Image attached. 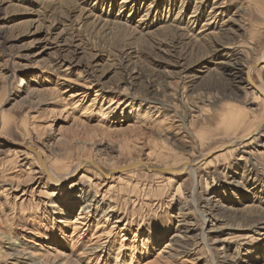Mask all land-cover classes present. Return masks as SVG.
Returning <instances> with one entry per match:
<instances>
[{"label":"rangeland","instance_id":"rangeland-1","mask_svg":"<svg viewBox=\"0 0 264 264\" xmlns=\"http://www.w3.org/2000/svg\"><path fill=\"white\" fill-rule=\"evenodd\" d=\"M102 1L0 0V134L11 144L42 145L48 166H56L55 172L63 174L82 155H95L103 161V154L120 161L140 157L153 163L154 156L150 160L145 156L163 142L170 154L185 156L193 144L198 145L185 134L197 109L204 110L194 119L196 131L205 136L203 151L223 140L224 127L219 120L226 109L241 113L245 121L259 118L263 110L260 101L245 96L244 89L230 88L231 68L221 63L234 60L219 56L216 47L219 37L225 36L222 41L236 50L237 62L256 57L264 47V0H134L132 12L119 13L128 26L113 28L99 25L96 16L103 17V12L117 15L120 0ZM214 5H219L216 15L209 14ZM193 8L200 14L195 32L210 15L218 25L226 21L227 34L215 36L218 30H213L211 40L192 44L186 32L191 34L193 29L142 35L136 27L140 18L152 11L158 12L160 20L180 9L187 19ZM80 12L91 14L87 17ZM151 17L149 14L147 21ZM128 75L134 77L129 83ZM263 78L264 68L261 83ZM79 91L82 96L70 98ZM132 98L133 104L128 105ZM111 99L127 106L105 116L101 109ZM155 105L156 110L152 108ZM2 116L5 123L1 130ZM260 134L257 145L250 149L256 167L246 156L239 160L241 156L235 152V157H220L210 170H201L198 184L187 175L168 182L161 180L167 175L160 178L140 170L128 182L127 176L119 174L101 181L92 170L83 169L67 180L59 194H42L44 189L28 192L21 208L16 206L20 200L14 202L8 192L1 193L5 179L17 175L20 167L12 164L11 150L0 145V228L22 234L19 242L24 248L34 250L35 246L38 252H42L40 246L45 250L52 247L51 252L55 248L70 264L76 263L80 247L92 245L103 232L110 234L111 257L105 264H113L118 251L122 260L118 264H128L130 257L133 264H264V230L253 233L248 228L251 217L264 220V130ZM80 175L85 177L81 182ZM73 183L76 186L70 187ZM94 191L100 203L98 215L108 205L115 206L98 225L90 216L84 224H76L79 229L64 227L62 216L48 207L49 201L54 202L72 219L80 203L69 210L63 206L64 200L72 201L81 194L88 197ZM205 198L229 208L217 209L225 228L208 239L209 244L222 240L217 243L222 254L201 245L205 226L200 207ZM12 213L17 222L8 227ZM117 217L119 222L114 223ZM177 231L183 236L179 250L188 253L170 261L158 258V250L172 242ZM7 252L0 237V264L14 263V256L3 255Z\"/></svg>","mask_w":264,"mask_h":264},{"label":"bare ground","instance_id":"bare-ground-1","mask_svg":"<svg viewBox=\"0 0 264 264\" xmlns=\"http://www.w3.org/2000/svg\"><path fill=\"white\" fill-rule=\"evenodd\" d=\"M54 1L57 2L58 0H54ZM61 1L63 2V0H60V2ZM80 1L84 3L86 0H80ZM134 4H135L134 0H120L118 4L116 5L119 10L118 14L113 16L110 12H103L102 15L105 14L103 17H99L100 15L98 17L96 16V18L98 19V24L102 25L103 27L106 26L108 28H113V27L122 26V25L128 26L126 25L127 20L123 19V15L121 16L119 15V13L125 10H130V12H132V10L134 9ZM217 6L215 5L212 6L209 11V14L212 13V15H216L215 12L217 13L216 11V9L218 8ZM170 11H172V9H170ZM81 13L83 16L86 15L87 17H89L88 14L89 15L91 14V12H80V14ZM149 14H150V17L151 16L152 17L147 21V16H149ZM130 15L131 14H129L128 17ZM185 15L186 13L184 11L178 9L173 14L171 15L166 14L163 19L159 20L157 19L159 17L158 12L152 11L148 13L147 15L146 14L143 15L142 18H140V20L137 22L136 27H138L139 29L138 31L142 35H151V33L153 34V32L156 30L157 31L162 30L163 32L164 31L175 32V31H180V30H190V31L194 30L193 33L191 34H189V31L186 32L188 33L187 36L189 38V41L192 44L206 43L207 41L211 40L214 35L213 30H218V34L215 33V36L227 34V32L229 31V27L226 21L224 22L223 20L221 21V24L218 25L215 23L216 21L215 17L208 15V18H206L203 25L199 28L197 32H195V26L198 24V18H199L198 15L200 14H198L197 9L193 8V11L188 16L187 19H185L186 18ZM96 18H94L93 21L94 20L97 21ZM224 38L226 37L225 36L219 37L221 41ZM221 41L219 43L217 42V47H216L217 54H219V56L227 57L231 60H234L233 63L231 64L221 63L231 68L228 72L229 76L232 77L231 82L233 83V84L230 83V88L235 87L236 89H239V90L244 89L243 91L245 93L244 94L245 96L251 95L260 101L263 107V110L259 118L245 121L241 113L236 112L233 108L226 109V111L222 114L219 120L220 127H224L223 134L225 136L223 140L218 146L203 151L202 146L204 144L205 136L202 135L200 131H196L195 129L196 125L194 124L195 123L194 119H196L198 115L203 114L204 110L197 109V111H195L196 114L191 116V118L193 119V122L191 123L190 126L187 125L185 127L186 128L185 134L188 135V138L191 140L192 144L198 141L197 142L198 148L195 147V144H193V146H191L192 148H190L191 149L190 152L186 154L185 156L179 157L178 155H176V153H173V152L172 154H170L169 149L168 148L166 149L164 147L165 143L163 142L159 147H157V149H155L154 151L152 150V153H148L145 156L147 157L148 160L152 159V157L154 156L155 162L153 163H149L145 159H140V157L130 158L129 160H124V161L112 159L113 160L112 161L111 159L108 158L109 154L108 155L103 154L101 155L104 157L105 161H103L101 159L96 160L94 157L95 155L94 156L93 155L92 156L82 155L83 157L81 159H78L76 162H74L73 165L71 164L72 166H68L67 167L68 169H66L65 173L63 174H57L55 172L56 170L54 169L56 166L50 163H49L50 166H48L46 162L47 161L46 152L44 151V148L41 144H40L41 146L37 144L34 145L31 143H22V144L20 143V144L14 145V144H11L12 142L10 143L8 139L4 138L0 134V145H4L5 147L8 148V150H11V152L13 153V158L11 159L12 164L16 167H20L17 175L9 176V178L7 177L5 179L4 181V184H6L4 185L5 189L3 187L1 193H4L5 191L8 192L9 195H12L14 202H17L20 200L19 204L16 203L17 204L16 206L19 205V207L21 208L23 207L27 199L26 195L28 192H30L31 194H34L35 191L38 190V192L40 193L41 190L44 189L45 192H42V194L47 193L48 196L59 194L64 190L65 183L67 182V180L73 177L75 174L79 173L80 171H83V169L92 170L94 175H97L98 177H100L101 181L111 180V178H115L114 177L115 174H119L120 176H123V175L127 176L128 180L126 181L128 182L131 179H134L135 173L140 170V171H143V173L145 172L146 174L153 173L156 176H159L160 178L163 175H167L166 179L161 178V180L163 181L166 180L168 182L169 180H172L174 178H179L182 175H187V177L192 179L194 183L197 180L196 183L198 184L199 183L198 179L202 178L201 170L203 169L210 170L211 164L214 163V161L220 157L221 158L222 157H227V158L235 157V152L237 154H240L241 158H239V160H241L243 156H246V159H248V161L250 160V165L255 166L251 160L252 152L250 149H254L252 145L256 144L259 138L258 136H261L260 133H262V131L264 130V84H263L264 78L262 79L263 83H261V81L259 80L260 73L264 68V47L262 48V50H260L261 52L258 55H256V57H254L251 61L240 63V62H237L235 58L236 50H233L234 48L232 49L229 48V44L223 43V41L221 43ZM77 45L76 47L75 45H73V47L78 48ZM129 80L133 81L134 77H131L130 75H128V78H127L128 83H129ZM240 85H243V87H241ZM28 94H30V90ZM81 94H83V92L79 91L76 93V95H70V98H75L76 96H80ZM127 101L129 102L128 105H132L134 98L127 100ZM121 102H119V100L116 102L114 101L112 102V99H111V101H109L108 104H106L105 106L103 105L101 109L103 111L102 114L107 116L106 114H113L115 111H118V110L123 111L124 107L127 105ZM73 108L71 109L73 110ZM152 108L156 110L158 106L155 105V107H152ZM4 123L5 121L3 120V116H2L1 130L4 127ZM196 148L199 149L200 152L195 151ZM219 151H221L219 154L214 155V152H219ZM205 175H209V174L205 173ZM120 176L116 177L117 182L119 181L121 182ZM84 178H85L84 175H82L80 178V182ZM135 185H136V182H135ZM69 186L75 187L76 184L73 183L72 185H69ZM180 186L181 184L178 185L176 190H178ZM108 189H110V187ZM18 191L21 192L19 195L16 193ZM96 198H97V192L94 191L93 195L88 196V197H85L81 194V195H78L76 199L75 198L72 199V201H69L70 199L64 200L65 203L63 202L64 203L63 206L67 207L69 210H71L72 207H76L75 206L76 203L77 204L80 203L79 212L76 215V217L72 219L68 218L69 214L65 212L63 208L54 206V202L49 201L48 207L51 208L52 213L54 212L55 214L62 216V220H60L61 221L60 223L63 222L62 224L64 225V227L72 225L73 229L75 230L77 228L78 229L80 228V227H77L76 224H84L83 221H86V219H88L90 216L93 217V220H96L97 225H98L100 224L103 218H105L106 220L109 213H112L115 210V206L108 205L107 208L101 212V215H98V213H100V210H99L100 203H99V200H97ZM214 202L218 203V201H214ZM201 203H202V206L200 207L201 209L200 216L205 226L201 233V242H202L201 245H203L204 247H207L209 250L220 251L219 254H222L223 253L222 247L219 248V245L217 244L218 242H221L222 240L218 239V241H213L211 242V244H209L208 239H210L212 236L216 237L218 234L221 233V230L225 228L224 225H222L221 223L223 222V219L219 215H217V209L218 208L229 209V208L225 206H221L220 203L213 204V201H211V198L202 199ZM41 204L45 205V202H41ZM248 207H252V206H248ZM19 219L20 218L18 217V221ZM8 220H9L8 227H12L13 224L17 222V217L16 215H13L12 213V216ZM249 221H251V225L248 228L251 232L258 233V231L264 230V220L262 218L253 216L249 219ZM117 222H119V217H117L114 220V223H117ZM113 227L114 226H112V228ZM58 230L61 234L62 232L61 227L58 228ZM179 233H181V231H177L173 235V237H171L170 240L172 242L165 243L166 245H164L158 250V254H157L158 258L170 261V260L177 259L181 257L182 255H185L186 253H188V251L179 250L180 248L181 249L183 248V246L180 243V239L183 236L181 237ZM109 235L110 234L108 232L106 233L103 232L102 234L100 233L98 235V240L93 242L92 245H87V246L84 245L80 247L76 255L74 254L76 257L75 258L76 260L73 259L76 262L74 264H99L100 261H102L103 264H105L106 259L111 257V253L109 249L110 241L107 240ZM0 237L3 239L4 246L8 250V252L3 255L6 258L8 256L9 257L14 256L15 259L13 260L14 261L13 264H70L68 262L69 260L67 261L66 259L64 260L61 259V256L63 253H59V251H57L55 248L52 249L53 251L51 252L49 250L52 247H50L49 250L48 248L45 250L43 246L42 247L40 246L38 249L42 250V252H38L35 249V246L33 247L34 250L33 249L30 250V249L22 247L19 242L20 238L21 239L24 238L22 234L13 235L10 232V230L0 228ZM144 242L146 243L148 241L144 240ZM151 245L153 246L152 243ZM174 246L178 247V249L173 250ZM120 248H122V245H120L119 249ZM134 250L135 249H133L132 253H134ZM3 255H1V257H4ZM102 259H105V260H102ZM112 259L114 260L113 264H118L119 260L122 261L121 258L119 257V251L116 253L115 256L112 257ZM20 260L22 261L20 262ZM133 263H134L133 257H130L128 264H133ZM245 264H250V262L247 263L245 261Z\"/></svg>","mask_w":264,"mask_h":264}]
</instances>
